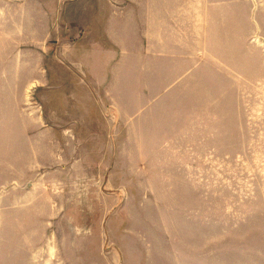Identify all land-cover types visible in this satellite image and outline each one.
<instances>
[{"label":"rangeland","instance_id":"374dc122","mask_svg":"<svg viewBox=\"0 0 264 264\" xmlns=\"http://www.w3.org/2000/svg\"><path fill=\"white\" fill-rule=\"evenodd\" d=\"M145 1L0 0V264H264V0Z\"/></svg>","mask_w":264,"mask_h":264},{"label":"crops","instance_id":"0c3cea01","mask_svg":"<svg viewBox=\"0 0 264 264\" xmlns=\"http://www.w3.org/2000/svg\"><path fill=\"white\" fill-rule=\"evenodd\" d=\"M208 2V3H219L221 0H146L145 2L147 3V8L149 12V17L153 20H168L173 17L174 12L182 11L185 10V8L189 7V4H193L196 2ZM213 17V15H211ZM218 17V16H217ZM219 18V17H218ZM86 249V253H89V251ZM75 251L73 254L69 255L68 258L69 260H73L71 264H77L76 259L79 258H88L89 256L87 255H82V253L78 252L76 253V248L74 249ZM80 254V256H78ZM53 256L50 258L52 259ZM48 264H60L58 262H55V259L53 258L51 260V263L48 262Z\"/></svg>","mask_w":264,"mask_h":264}]
</instances>
